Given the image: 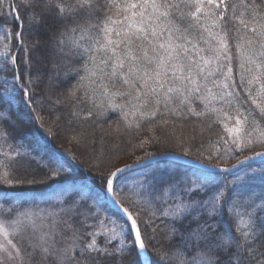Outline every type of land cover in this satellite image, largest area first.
<instances>
[{
  "label": "snow or ice",
  "instance_id": "obj_1",
  "mask_svg": "<svg viewBox=\"0 0 264 264\" xmlns=\"http://www.w3.org/2000/svg\"><path fill=\"white\" fill-rule=\"evenodd\" d=\"M42 81L41 101L78 120L111 111L139 130L158 114L211 115L223 134L195 161L189 147L184 171L149 152L97 165V184L47 147L51 126L45 155L25 141L44 125ZM0 142V264H264V166L251 163L264 165V0H0Z\"/></svg>",
  "mask_w": 264,
  "mask_h": 264
},
{
  "label": "trees",
  "instance_id": "obj_2",
  "mask_svg": "<svg viewBox=\"0 0 264 264\" xmlns=\"http://www.w3.org/2000/svg\"><path fill=\"white\" fill-rule=\"evenodd\" d=\"M7 7V5H6ZM21 18H24V9L21 8L20 11ZM25 27H27V23L25 22ZM54 29V25L51 26ZM17 30V27L15 24L12 25V31L15 32ZM39 35L42 37L45 35L43 29L40 30ZM31 39V37H28ZM13 43L15 41L13 40ZM36 57H43L44 58V66L47 69V72L49 71V62L47 59L46 53L41 51L40 53L33 54L32 59L35 60ZM42 58V59H43ZM41 59V60H42ZM59 59V58H57ZM36 69L34 68L33 71ZM69 82H74L72 78L69 79L68 82H65L62 84V88L65 90L68 86ZM43 82H41L40 86L37 88V95L36 100L34 102V106L37 108V112L43 115L44 117V125L42 128L34 127L31 131L27 133L25 136V141L29 144H31L33 147H39V153L41 155H45V140H44V132L47 131V129L51 126L53 132L55 135H53L51 144L47 145L48 148H55L56 150H59L61 152H70L73 155L76 156L77 160L76 162L81 165L83 169L86 171L82 173V175L93 179L94 183H99L98 180H95V177L98 175H101L97 168H95V164L92 168H89L86 166L83 161L81 160L78 152L77 146L74 144L68 143L67 145L71 148L62 146L58 141L60 140V137L63 135L62 133L64 131L69 132L70 130L73 131L74 134L76 133H83L86 137V139H94L95 137H99L100 132H107L108 137L110 136L112 139H118L123 142V147L119 149L112 150V154H119L120 151L123 150L125 152L128 149V154H126L129 158L128 159H134L136 156H133L131 152V149L138 146L140 141H149L151 152L159 153L161 151L168 152V153H176L184 155V152L189 151V147H191V151L189 153L188 158H192L194 160L198 159V153L197 149L201 144L205 146V148H208L209 145L218 140L220 135L223 134V129L221 125L214 122V116H205L201 118H197L195 116H188L187 118H181L180 116H173L170 114L160 115L158 114L155 119L153 120H146L142 123V126L139 130L133 128L131 130L124 127V124L122 121L118 119L117 113L109 111L108 118L106 120L96 121L95 117L89 118L87 120L84 119H76L71 115L72 108L70 105L67 104H60V105H53L52 101L44 100L41 101L40 97L43 95ZM57 97L54 95L53 99H56ZM59 99H63V97H59ZM89 107V104L87 102L80 104L76 106V111H87ZM57 116H59V120H57ZM54 117V122L50 118ZM55 118L57 121H59L58 124L55 122ZM167 120V123H164L163 121ZM71 121V122H70ZM83 125V127H81ZM211 125V127H209ZM70 129V130H69ZM98 131V132H97ZM166 132V133H164ZM188 132L186 139L187 143L184 145H175L173 142H171V138L173 139L176 135L177 138L181 137L184 138L185 133ZM166 134V135H164ZM148 135V136H147ZM74 136V135H73ZM165 136V137H164ZM62 138V137H61ZM162 138H165L166 141ZM154 142V143H153ZM2 143V142H0ZM155 144V145H153ZM66 145V144H64ZM94 146V144H92ZM125 146V147H124ZM102 149H97L96 147H92L94 151L99 154L100 156H103V152L101 150H105L104 147H101ZM75 149V150H74ZM79 149L83 151L80 147ZM183 149V151H182ZM7 151L8 149L5 148ZM87 151V150H86ZM86 151H83L84 153ZM102 153V154H101ZM108 154V153H105ZM251 154V153H249ZM0 159H3V157H0ZM235 162V161H233ZM224 165V164H221ZM254 167L259 168L264 165H262L261 162L252 164ZM160 170H163L165 168H172V167H179L181 171L185 170L186 166L172 163V162H159L158 165ZM35 169V165H29L24 164L19 174L21 176L25 174H32L33 170ZM155 168H149L144 169L142 172H138L135 175L140 176L142 179L144 175L152 176L156 173ZM232 177H230L231 179ZM258 183V182H257ZM144 215L147 217L148 210L145 209ZM159 238V237H158Z\"/></svg>",
  "mask_w": 264,
  "mask_h": 264
},
{
  "label": "rangeland",
  "instance_id": "obj_3",
  "mask_svg": "<svg viewBox=\"0 0 264 264\" xmlns=\"http://www.w3.org/2000/svg\"><path fill=\"white\" fill-rule=\"evenodd\" d=\"M42 58L43 57H36L35 60L38 61L37 66L39 67L40 71L45 74V80H46L47 69L44 66V63H45L44 58L43 59ZM50 119L53 120V122H54V117L50 118ZM55 122H56V124L59 123V121H57L56 118H55ZM164 133H166V132H164ZM62 134H63L61 136L62 138L60 137V140L58 142L62 146L68 147L69 149H71V148L67 145L68 143H71V144H74L75 146H77V148H78L77 153L79 154L83 163L86 166H88L89 168H92L94 166V164H95V166L98 165L99 168H101V169L112 168L113 165H115L116 167H122V166H125L128 164H132L135 161H137L138 159L144 158L146 153L151 152L149 141L145 140V141H147V143H144L142 147H140V145L143 141H140L138 146L131 149V152H133L132 155L136 156L132 160V159H128L129 157L126 155L130 151V150L128 151V149L125 152H123V150L120 151L119 154H112V150L119 149L120 147L121 148L123 147V142L118 140V139H112L110 136L108 137L109 134L107 135V132H105V131L100 132L99 137L97 136L94 139H90V138L87 139L88 141L94 140L95 143H88L84 147L78 146L76 144L75 140L72 139L73 135H75L73 133V131H71V130L69 132L64 131ZM187 134H188V132L185 133L184 138H181V137L177 138L175 135L173 139L171 138V142H173L177 146H179V145L182 146L185 143H187L186 141H188L186 139V137H188ZM164 135H166V134H164ZM162 139L164 140V142L166 141L165 138H162ZM64 144H66V145H64ZM92 144H94V146ZM153 145H155V144H153ZM79 147L83 151H86V150L87 151L84 153L83 151H81L79 149ZM92 147H96L97 149H102L101 147H104L105 150H101V152H103V156H100L99 154H97L94 151V149H92ZM105 153H108V154H105ZM178 155H181V154H178ZM181 156H184V155H181ZM189 159H192V158H189ZM221 166H229V165H221ZM99 173L103 174L102 172H99Z\"/></svg>",
  "mask_w": 264,
  "mask_h": 264
},
{
  "label": "water",
  "instance_id": "obj_4",
  "mask_svg": "<svg viewBox=\"0 0 264 264\" xmlns=\"http://www.w3.org/2000/svg\"><path fill=\"white\" fill-rule=\"evenodd\" d=\"M172 154H174L176 157H180L181 159L174 160V161H170L167 158H162L160 162H162V161H168V162H173V163L181 164V165H184V166H187V167H191L190 165H187V162L183 159L184 156H181V155H178V154H175V153H172ZM189 160L195 161L194 159H189ZM258 162H261V161L260 160H255V161H252L251 163L253 164V163H258ZM122 167H124V166H122ZM221 167H225V166H221Z\"/></svg>",
  "mask_w": 264,
  "mask_h": 264
}]
</instances>
